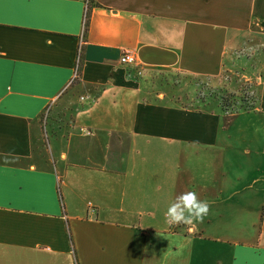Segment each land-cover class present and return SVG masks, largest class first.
<instances>
[{
    "label": "crops",
    "instance_id": "1",
    "mask_svg": "<svg viewBox=\"0 0 264 264\" xmlns=\"http://www.w3.org/2000/svg\"><path fill=\"white\" fill-rule=\"evenodd\" d=\"M227 70L254 109L147 84ZM0 264H264V0H0Z\"/></svg>",
    "mask_w": 264,
    "mask_h": 264
},
{
    "label": "rangeland",
    "instance_id": "2",
    "mask_svg": "<svg viewBox=\"0 0 264 264\" xmlns=\"http://www.w3.org/2000/svg\"><path fill=\"white\" fill-rule=\"evenodd\" d=\"M241 73H243L241 71ZM240 71L227 70L219 78L214 80L193 79L180 76L175 73L158 72L149 80L148 86L161 93H174L183 95L189 91L193 101L185 104L191 108H203L206 106H217L224 113H233L240 110H251L256 106L257 98L254 91L255 80L247 82L241 78ZM142 72L136 67L134 74H129L134 80H139ZM142 78V77H141ZM149 79V78H148ZM186 82L188 85L178 86ZM173 84V85H171ZM180 88L183 92L180 91Z\"/></svg>",
    "mask_w": 264,
    "mask_h": 264
},
{
    "label": "clouds",
    "instance_id": "3",
    "mask_svg": "<svg viewBox=\"0 0 264 264\" xmlns=\"http://www.w3.org/2000/svg\"><path fill=\"white\" fill-rule=\"evenodd\" d=\"M209 210L207 201L199 200L194 191H187L176 197L168 206L165 221L169 225L189 224L194 219L202 222Z\"/></svg>",
    "mask_w": 264,
    "mask_h": 264
},
{
    "label": "built area",
    "instance_id": "4",
    "mask_svg": "<svg viewBox=\"0 0 264 264\" xmlns=\"http://www.w3.org/2000/svg\"><path fill=\"white\" fill-rule=\"evenodd\" d=\"M85 7L86 8L88 7V0H85ZM85 16H86V13H85ZM81 47L82 46L80 44L79 48H78V59H77L76 68H75V72H74L73 78H76L77 73H78V63H79V56H80V53H81ZM119 62L122 65H128V66H132V65L136 64L135 57L130 52L123 53V55L119 59Z\"/></svg>",
    "mask_w": 264,
    "mask_h": 264
},
{
    "label": "trees",
    "instance_id": "5",
    "mask_svg": "<svg viewBox=\"0 0 264 264\" xmlns=\"http://www.w3.org/2000/svg\"><path fill=\"white\" fill-rule=\"evenodd\" d=\"M87 24V22H85ZM80 62V61H79Z\"/></svg>",
    "mask_w": 264,
    "mask_h": 264
}]
</instances>
